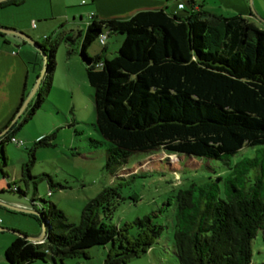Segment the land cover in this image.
<instances>
[{"label": "trees", "instance_id": "obj_1", "mask_svg": "<svg viewBox=\"0 0 264 264\" xmlns=\"http://www.w3.org/2000/svg\"><path fill=\"white\" fill-rule=\"evenodd\" d=\"M111 32L123 38L115 54L107 56L104 45ZM73 33L77 32L64 37L72 39ZM101 34L106 35L99 42L102 49L89 55L88 47ZM39 45L46 54L44 75L24 117L0 137L1 147L46 100L51 87L57 43ZM79 55L93 89L94 128L105 144L106 167L111 172L122 167L132 153L152 151L224 160L233 168L224 181L223 197L217 196L215 180L205 192L178 189L174 195L172 252L178 263L251 264L252 241L259 230L264 233L263 166L256 155L233 165L227 160L242 148L264 146V29L241 13L225 15L193 6L182 14L167 7L141 10L127 19H92ZM23 100L22 96L12 117ZM54 137L55 132L44 135L26 149L29 157L18 180L25 188L17 182L9 189L25 201V208L36 210L42 218L8 211L36 221L39 232L32 236L41 233L43 219L45 236L33 242L16 235L4 251L6 262L65 264L66 259L81 258L84 261L75 264H87L90 249L102 246L106 247L102 264H120L145 252L162 227L144 216L132 222L138 232L129 235L128 227L110 221L107 189L84 204L78 222L68 221L53 202L35 197L38 179H47L49 192L54 184L46 173H31L34 150L52 146ZM250 168L259 170L253 184L247 189L235 185L234 178L238 174L249 177ZM31 182L34 194L28 197Z\"/></svg>", "mask_w": 264, "mask_h": 264}, {"label": "rangeland", "instance_id": "obj_2", "mask_svg": "<svg viewBox=\"0 0 264 264\" xmlns=\"http://www.w3.org/2000/svg\"><path fill=\"white\" fill-rule=\"evenodd\" d=\"M79 1L73 0L76 5H79ZM246 1L249 9L247 12L235 7H227L218 0H202L200 3H204L201 8L214 13L225 15L241 13L264 29V0ZM73 34L72 39L64 37L65 34L53 37V41L57 43L56 66L46 100L16 131L14 137L22 140L23 144L18 146L7 140L2 147L0 146V165H2L0 167L6 171H13L15 168L19 172L29 157L26 149H29L33 142L42 136L55 132L52 146H38L34 150V161L30 166L31 173L33 175L46 173L54 184L50 186L51 192H49L47 179L43 177L38 179L35 197L53 202L64 212L68 221L78 222L84 204L107 189L110 197L107 200L110 208V221L119 227H128L129 235L134 236L138 232L137 225H132V222L144 216H148L151 222L162 227L158 237L145 248V252L120 264H179L172 252L173 229L176 223L174 195L178 189L195 188L193 190L195 194H199L197 189L205 192L209 182L215 180L219 187L217 196L223 197L224 181L233 168H229L224 160L217 161L168 154L164 151H152L132 153L122 167L111 172L106 167L105 144L101 142L102 138L94 128L93 89L87 80L85 67L80 61V37L76 33ZM116 34H111L105 40L108 42L109 56L114 55V51H117L119 47L118 44L116 46L115 37H119L120 41L123 38L122 34ZM92 48H97V40H94L88 47V54H93ZM74 49H77L76 53ZM62 57H64L63 60ZM40 64L39 73L44 66V60L40 61ZM24 115L25 113L21 117L23 118ZM262 147L264 146L242 148L227 162L233 165L245 156L254 157L256 155L257 160L263 166L264 174ZM1 149L6 156L5 164L2 162ZM1 169L0 176H2ZM257 171L259 170L250 168L247 172L250 174L249 177L236 174L234 184L244 185V189H247L253 184L252 180L257 175ZM219 175L222 180L216 179ZM18 180L20 179H17V182L24 189L23 182ZM261 180V185L264 187V175ZM262 193L264 196V191ZM33 194L34 188L31 182L28 185L27 195L32 197ZM104 215V212H100L101 218H104ZM105 255L106 247H93L90 249L89 259L85 262L102 264ZM82 260L84 261L81 258L66 259L65 264L80 263ZM31 264L53 263L50 260H36ZM251 264H264V233L262 230L257 232L252 241Z\"/></svg>", "mask_w": 264, "mask_h": 264}, {"label": "crops", "instance_id": "obj_3", "mask_svg": "<svg viewBox=\"0 0 264 264\" xmlns=\"http://www.w3.org/2000/svg\"><path fill=\"white\" fill-rule=\"evenodd\" d=\"M180 1L184 3L182 9L177 8ZM218 1L227 7L246 12L249 10L246 0ZM200 2L202 0H193L192 3L189 0H85L82 3L80 0L79 5H76L73 0H4L0 1V26L25 32L38 43L52 41L54 36H63L68 32H77L81 41L92 19H127L141 10H158L165 7L182 14L190 6L201 7L204 3ZM115 40L116 46H119V37H115ZM104 47L106 55L109 56L107 41ZM101 49L102 46L97 41V48H92L93 54L89 55H94ZM76 51L77 49H74V53ZM40 61H43L40 52L23 38L14 34H0V130L10 122L21 97L25 99L34 86L41 69ZM33 98L34 96L31 99ZM16 131L12 136H16ZM20 171L21 169L17 172L14 168L13 171L1 172L0 200L24 207L25 201L18 199L16 194L9 190L17 183V179H20ZM8 210L10 209L0 206V226L14 228L28 235H36L39 232L33 218ZM15 236L16 234L9 230L0 231V264H8L4 251Z\"/></svg>", "mask_w": 264, "mask_h": 264}, {"label": "water", "instance_id": "obj_4", "mask_svg": "<svg viewBox=\"0 0 264 264\" xmlns=\"http://www.w3.org/2000/svg\"><path fill=\"white\" fill-rule=\"evenodd\" d=\"M0 1H4V0H0ZM0 33L14 34V35L20 36L26 42L31 44L38 52H40V54L42 55V58L44 60V66H43L41 72L39 73V75L37 76V78L35 80V83H34V86L32 87L30 93L23 100L21 106L19 107V109L16 112V114L11 118L10 122L2 130H0V137H1V136L5 135L10 130L12 125L17 121V119L22 115V113L27 108V105H28L29 101L31 100V98L36 94V91H37V89H38V87H39V85L41 83V79H42V77L44 75V72H45L46 54H45V51L42 50V48L39 45V43L36 42L30 35L26 34L25 32L18 31V30H15V29H8V28L0 26ZM0 205L6 207L8 209L15 210V211H20V212H25V213H33V214H36L39 218H42L41 214L39 212H37L36 210H32V209H29V208L17 206V205L9 203L7 201L0 200ZM5 230H9V231L13 232L16 235H18L20 237H23L26 240L33 241V242L40 241L45 236V224L43 222V219H42V230H41V233L38 236L28 235V234H26V233H24V232H22L20 230L14 229V228H8V227L0 226V231H5Z\"/></svg>", "mask_w": 264, "mask_h": 264}, {"label": "built area", "instance_id": "obj_5", "mask_svg": "<svg viewBox=\"0 0 264 264\" xmlns=\"http://www.w3.org/2000/svg\"><path fill=\"white\" fill-rule=\"evenodd\" d=\"M83 2H85V0H82V3H83ZM183 7H184V3H183L182 1H180V2L177 3V8L182 9ZM105 38H106V35H105V34H101L100 37H99V42H100V43H103L104 40H105ZM9 141H11V142L17 144L18 146H20V145L23 144V141H22V140L17 139V138L14 137V136H11V137L9 138Z\"/></svg>", "mask_w": 264, "mask_h": 264}]
</instances>
